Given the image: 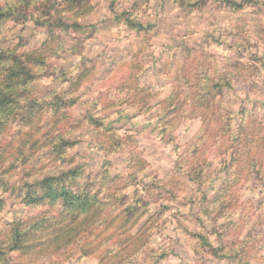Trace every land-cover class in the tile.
Listing matches in <instances>:
<instances>
[{
    "label": "clouds",
    "instance_id": "1",
    "mask_svg": "<svg viewBox=\"0 0 264 264\" xmlns=\"http://www.w3.org/2000/svg\"><path fill=\"white\" fill-rule=\"evenodd\" d=\"M196 3L197 0H84L83 5L74 8L73 12L88 24L99 21L97 28L117 26L129 38L142 37L137 42L145 47L160 29L161 18L175 24L178 31L182 24L190 25L202 17H222L224 13H228L229 18L233 15L250 18L259 13L258 18L264 23V0L259 3L252 0L250 4L235 0L236 4L243 5L235 13L228 11L230 5L227 4L224 12L217 11L213 0H209V6L202 10L191 7ZM16 6V0H0V7L5 11ZM63 7V0H58L59 16L74 20L73 12L59 11ZM56 15L54 12L53 18ZM151 24L155 27L150 28ZM90 31L93 29L86 28L78 35L87 36ZM169 36L177 38L173 32H169ZM132 50L130 44L127 49L111 53L117 70L125 64L131 66L128 53ZM162 52V58L152 57L150 71L143 69V63L148 62L145 59L136 65L138 70L131 77L105 73L104 77L97 79L102 69L93 68L96 62L92 61L88 65L91 77L86 83L69 89L67 93L62 90L69 85L60 84L56 92L62 99L69 103L75 100V110L81 112L82 120L96 119L99 127L95 128L90 140L82 139L80 132L64 135L63 139L81 142L60 153L52 163L42 160L41 163L48 167L21 165L15 174H10L11 180L17 184L25 181L35 184L46 177L53 178L48 185L35 184L31 192L41 199H55V207H50L46 200L43 206L36 207L35 212H17L16 216L23 221H27L30 215L37 219L59 220L62 211L67 214L78 210L83 206L81 201L96 196L107 206H97L93 212L81 214V220L88 219L78 224L76 231L92 233L91 238L85 235L84 239L91 240L97 251L96 259L102 264H264V225H258L260 231L250 236V223L245 225L241 221L235 228L228 224L233 219L237 198H240L241 207L244 204L241 192L254 198L257 193L264 197L261 192L264 188V157L255 150L248 152L242 143L247 135L248 122L243 116L232 113L231 102H217L210 111H198L200 97L208 91L207 67L203 63L190 65L182 48L166 46ZM121 55L125 57L124 61L120 60ZM146 72L156 77L150 91L144 83ZM70 75L75 76V73ZM121 79L124 83L117 89ZM20 102L24 103L23 100ZM68 111V108L64 109L65 114ZM109 128H123L124 135L109 132ZM129 130L135 133L130 139ZM57 131L52 133L55 137L53 144L61 138ZM260 136H264V131ZM125 141L133 148L125 150ZM112 151L123 158L122 172L119 167L106 170L99 167V162L107 159L105 153ZM145 153L154 159L149 160ZM165 157L169 163L161 169L158 161ZM256 159L261 160L256 164L261 179L256 178L251 168ZM16 163L19 164V160ZM3 167L6 168L7 163ZM29 170L33 173L30 177L18 179ZM160 171L164 172L163 177ZM250 184L252 190L245 191ZM0 195L7 198L2 191ZM123 208H130L131 215ZM166 211L172 215L165 216ZM235 214L242 215L239 211ZM161 216L165 218L161 220ZM13 218L5 215L0 226ZM109 228L113 229L111 233ZM30 229L31 223L20 225L21 245L33 243ZM74 234H64L61 239ZM198 234L206 236L208 243L200 241ZM192 237H196L195 242L190 239ZM39 238L48 240L43 233L37 235L36 239ZM222 241L223 250L217 253L221 257L218 259L209 253L218 249ZM13 243L16 241L10 231L0 235V250L11 258L7 264H50L48 244L41 249L33 247L32 251L14 252L9 251ZM56 258L51 256V260Z\"/></svg>",
    "mask_w": 264,
    "mask_h": 264
},
{
    "label": "rangeland",
    "instance_id": "2",
    "mask_svg": "<svg viewBox=\"0 0 264 264\" xmlns=\"http://www.w3.org/2000/svg\"><path fill=\"white\" fill-rule=\"evenodd\" d=\"M235 1V0H234ZM246 4L252 3V0H244ZM259 3V0H256ZM216 4V10L224 12V5L227 4L225 0H213ZM209 6V0H197V3L191 7L204 9ZM30 11L34 10L37 15H41L44 7L38 6L37 1L33 6L30 7ZM48 16L53 17V12ZM229 12L235 13L228 9ZM259 13L250 18L236 17L233 15L229 18L228 13H224L222 17H213L212 19L200 18L194 20L192 24L180 26L179 31L177 26L171 22H165L164 18L160 20V29L157 30L156 34L151 36V42L147 47L142 46L137 42L142 37L132 36L129 38L126 33H122L119 27L113 26L108 29L106 26L97 28L96 25L99 21H95L88 24L82 18L79 22L83 26L95 25L93 31L88 32L87 36L78 35L85 30H79L73 33L74 40H71L65 46L55 48L58 43L57 39H50V32L47 28L38 27L32 21L24 20H12L4 21L0 29V45L5 48H14L18 52L22 53L24 51H35L48 49V56L46 60V66L37 73V84L34 85L33 94L34 96L40 95L45 88V86L50 85V87L60 86V84L67 83L69 88L64 89L68 92L69 89H76L77 86H73L81 76H84L81 84L86 83L87 79L91 77V72L83 75L85 71L89 70L88 65L95 61L96 63L92 65L93 68L100 67L102 71L97 79L104 77L105 73L110 76L125 75L131 77L133 72L138 70L136 65L139 62L148 60L147 63H143V69L151 70L152 68V57L157 59L163 57L162 49L166 46L168 48H182L186 54L188 60H195L190 65L196 64L199 66L201 63L204 65L208 62L205 59L203 53H209L211 68L215 72L222 75L223 82L219 84L218 95L213 103L216 106L217 102L229 103L231 102V111L238 117L243 116L248 122L247 135L242 140L243 146L248 152L255 150L259 156L264 157V136H260V132L264 131V23H262L259 18ZM155 27L154 24H152ZM150 27V25H149ZM150 27V28H151ZM169 32H173L176 35V39L169 36ZM181 32L183 35H181ZM110 33V34H109ZM135 42V43H133ZM132 45V51L128 53V58L131 61V66L125 64L120 70L115 67L116 61L112 60L111 53L115 52L117 49H127L129 45ZM70 48L69 50H67ZM53 49L54 52H51ZM203 49V51H201ZM206 52V53H205ZM175 56V52H173ZM105 57V59H101ZM120 60L124 61L125 57L120 56ZM167 64V61H165ZM75 73V76L70 75ZM41 74H43L41 76ZM162 74V73H161ZM46 75V76H45ZM41 76V77H40ZM45 76V77H44ZM124 83L121 79L119 84H117V89L120 85ZM145 87L150 91L153 84L156 83V77L153 74L149 76L147 72L144 75ZM80 84V85H81ZM59 94V93H58ZM100 94L97 93V96ZM76 101L73 100L67 103L63 108H68L69 111L63 116L55 117L58 123L50 122V125H54V131L59 132L64 136L72 132L82 133V139H91V135L94 134L96 127H99V121L96 119H83L82 114L79 110H75ZM38 104H42L38 102ZM211 110L207 107L200 108L198 106L197 110ZM172 111H175L173 108ZM51 112V111H50ZM61 112V111H60ZM49 113V111H48ZM246 114V116H245ZM45 115V113H44ZM44 119V118H43ZM42 119V122H43ZM71 121V123H69ZM42 122L40 124H42ZM91 125V127H90ZM147 126V117H145V127ZM195 127V125H194ZM43 130H41L42 132ZM53 131V132H54ZM109 132L116 131L121 137L124 135L123 128L120 129H108ZM40 132V133H41ZM42 136V134H39ZM135 135L129 130V139ZM53 138V137H51ZM43 140V139H38ZM52 139L45 140L41 143H36L35 139L29 144L28 153H24L19 164L14 167L11 171L7 172L6 177L10 176V181L7 185L1 179L2 175L0 172V191L7 194V198L4 195H0V200L4 202V207L0 212V220H3L5 215L10 217H16V213H26L35 212V209H30L24 203L23 198H21L20 187L26 184H17L16 181L11 180L10 174H15L17 168L21 165L37 164L41 169L48 167L47 164L41 163L42 160L47 159L50 162V153L48 143ZM71 140V139H69ZM70 147L81 142V140H71ZM119 141H117V147H119ZM168 147V145H165ZM125 150L132 149L133 146L127 141L124 142ZM43 150V151H42ZM32 157H28L29 154ZM103 152V149H101ZM6 156L9 158L11 153L6 152ZM107 159L99 162V167L101 170H106L113 167H119L120 171L124 170L122 164V157L117 155L115 151L105 153ZM146 157L149 160L154 159L147 153ZM175 155V153H173ZM56 160L57 158L53 156ZM10 160V159H9ZM54 162V160H52ZM6 162H1L0 164H5ZM95 164L96 161H93ZM169 163L168 159L165 157L158 161L159 167L162 169L165 165ZM261 163L260 159H256L254 163L251 164L252 170L256 174L257 179L260 178V170L256 167V164ZM8 164V163H7ZM1 168V167H0ZM32 171L29 170L24 172L23 176L18 177L19 180H24L25 177H30ZM99 175V173H97ZM160 176H164V172L160 171ZM119 175V173H117ZM251 176V173H249ZM243 177H240L242 179ZM239 182V179L237 180ZM6 184V183H5ZM11 185L15 186L14 189ZM241 184V188H243ZM253 185H249L248 189L245 191H251ZM261 192H264V188H261ZM25 193V192H24ZM183 195V193H181ZM24 196V195H23ZM15 197V199H13ZM241 197H243L244 204L240 206V198H237L236 205H234L235 211H233V219L228 221L230 228H235L238 222H243V224H251L252 227L249 229V235L251 236L254 232L258 233L260 228L258 225H264V197H260L259 193L256 194L254 198L251 194L244 195L241 192ZM138 211V210H136ZM239 211L242 215H236L235 212ZM172 215L170 211L165 212V216ZM165 217L161 216V220ZM12 219L4 221L3 226L0 229H5ZM216 231V229H212ZM199 235V234H198ZM89 238L92 235L88 236ZM193 242L196 241V237L190 238ZM90 240V239H89ZM199 240L204 244L208 243L206 236L199 235ZM85 240L84 237L78 241V246L76 244V252L68 259H65L57 264H102L101 260H97V251L91 252L88 247H82ZM223 241L218 249L212 250L209 254L217 256V253L222 251ZM85 251H89L85 254ZM218 259L221 257L217 256ZM50 260V259H49ZM43 264V262H41ZM50 264H55L53 260H50Z\"/></svg>",
    "mask_w": 264,
    "mask_h": 264
},
{
    "label": "trees",
    "instance_id": "3",
    "mask_svg": "<svg viewBox=\"0 0 264 264\" xmlns=\"http://www.w3.org/2000/svg\"><path fill=\"white\" fill-rule=\"evenodd\" d=\"M36 1L38 6L44 7L41 15H37L34 10H29ZM225 1L227 5H230L229 10L231 11L237 12L243 7V5L236 4L234 0ZM63 2L64 7L60 8L59 11L67 13L73 12L74 8L82 6L84 0H63ZM16 4L18 6L10 7L7 11L0 7V29L4 21H32L38 27L49 29L50 39L58 40L55 48L65 46V44L74 40L73 33L75 32V29L76 31L86 30V28L95 29L94 24L83 26L79 22L82 17L75 12H73V15H75L74 20H65L59 16L58 0H16ZM53 9V12L57 13L55 18L48 16L52 13ZM151 26L153 25L151 24L150 27ZM69 49L70 48L67 50ZM54 50L55 49L51 52H54ZM204 55L205 59L208 61L204 65L208 69V91L200 97L198 106L200 108L207 107L208 109H212L214 107L213 103L219 93L218 90L220 91V89L217 88L219 87V84L217 85V83L223 82L224 78L220 73L212 70V64L210 63V58L212 57H210L209 53H203V56ZM47 56L48 49H44V47L40 50L24 51L20 53L14 48L7 49L0 45V163H8L6 168L3 167L4 164H0V167L3 168L1 179L7 181L4 185H7L8 182H10V176L5 179L7 172L11 171L18 165L16 161L20 160L24 153H28L30 149L29 144L33 139H35L36 143L52 139L48 143L51 163L52 160L55 161L53 156L58 158L60 153L66 151L72 142L69 139H63V135L59 132L57 135L61 138L57 143H52L53 139H55L52 135L54 125H50L49 121L58 123V118L55 117L63 116V108L69 103L62 99L60 93L58 94L56 92V89L59 86L53 88L50 87V85H47L40 95L34 96L35 93L33 94L34 85H36L39 80H37V73L46 66ZM193 61L195 60H188V63H192ZM88 72L90 71L87 70L83 72V75ZM42 75L43 74H41V76ZM83 77L84 76H81V78ZM81 78L73 86H77L76 88H78L82 82ZM62 91L67 93L64 89ZM21 100L24 101L23 104L20 102ZM38 102H41L42 104L39 105ZM48 111L51 115H49ZM41 122L42 124H40ZM41 130L43 131L41 132ZM39 134H42V136ZM38 139L43 140L40 141ZM8 150L11 153L9 158L5 154ZM31 155H33L32 151L28 157L31 158ZM51 179L53 178L46 177L43 181H36L35 184L48 185ZM35 184H29L26 182V184L20 187L19 195H24V203L31 206V210L36 209L37 206H43L46 200L49 201L50 207H55V199H52L51 197L41 199L38 195H33L31 189ZM11 187L14 189L15 186L11 185ZM26 189L28 190L27 192H25ZM81 204L83 205L81 208L73 210L70 213L65 214V212L62 211L60 213L61 219L59 220H51L46 217L37 219L35 215H30L27 221H23L20 217L16 216L8 222L5 229H0V235H3L6 231L11 232L16 243H13L9 247V251L14 252L32 251L33 247L41 249L45 244H48L51 254L49 259L51 260V256H56L57 258L53 260L54 263H60L75 254L76 244L78 246L79 243L78 241L85 237V235H92L91 232L85 233L83 230L76 231L78 224H82L88 219V217H85L84 220H81V214L85 212H93V209L97 206H107L97 200L96 196L90 197L86 201H81ZM3 207L4 202L0 200V212ZM122 210L128 215H131L130 208H123ZM33 221L35 222L33 223ZM22 223H31V229L29 231L32 232L33 243L21 245V240L23 238L18 229ZM112 230V228H109V233H111ZM40 233L47 236L48 240L42 238L36 239L37 235ZM67 233L75 234L68 235L66 239L62 240L61 237ZM24 235L28 236V233H25ZM82 247H88L91 252L96 250V248L92 246L91 240L85 241L81 246V249ZM88 253L89 251H85V254ZM10 259L11 258L7 256L6 252L0 250V261H3V264H7Z\"/></svg>",
    "mask_w": 264,
    "mask_h": 264
}]
</instances>
